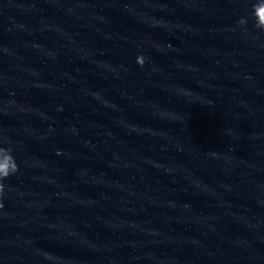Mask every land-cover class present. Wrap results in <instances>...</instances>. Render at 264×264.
<instances>
[{
  "label": "clouds",
  "instance_id": "clouds-1",
  "mask_svg": "<svg viewBox=\"0 0 264 264\" xmlns=\"http://www.w3.org/2000/svg\"><path fill=\"white\" fill-rule=\"evenodd\" d=\"M250 17L254 21L253 27L259 32L264 33V0H255L251 5ZM238 26L241 29L247 31L248 18L241 17L238 22ZM136 63L143 67L145 63L144 57L138 56ZM19 170L15 156L13 155V149L11 147L0 146V209H3L4 205L2 197L5 192L4 181L15 175ZM47 255V254H46Z\"/></svg>",
  "mask_w": 264,
  "mask_h": 264
}]
</instances>
